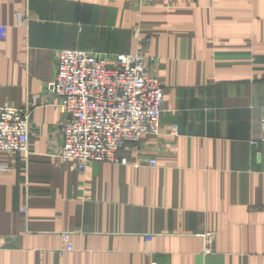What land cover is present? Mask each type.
I'll return each instance as SVG.
<instances>
[{"label":"crops","instance_id":"1","mask_svg":"<svg viewBox=\"0 0 264 264\" xmlns=\"http://www.w3.org/2000/svg\"><path fill=\"white\" fill-rule=\"evenodd\" d=\"M0 24V106L35 103L29 157L0 153V264H264V0H0ZM137 32L161 135L128 166L62 163L58 53L133 54Z\"/></svg>","mask_w":264,"mask_h":264},{"label":"built area","instance_id":"2","mask_svg":"<svg viewBox=\"0 0 264 264\" xmlns=\"http://www.w3.org/2000/svg\"><path fill=\"white\" fill-rule=\"evenodd\" d=\"M21 23L22 14L18 13L17 24ZM8 32L9 27L0 24V39H6ZM136 39L133 54L102 55L79 49L58 53L57 73L49 91L62 115L63 143L58 155L62 163L73 161L81 172L92 163L128 166L120 151L161 135L164 85L148 71L149 38L137 32ZM34 107V102L0 106V153L29 157ZM256 140L253 145L258 144ZM147 164L156 167L157 161L151 159ZM10 170L0 166L1 172ZM63 236L66 250L71 251L67 235ZM213 238L212 233L203 236L205 251L210 250Z\"/></svg>","mask_w":264,"mask_h":264}]
</instances>
